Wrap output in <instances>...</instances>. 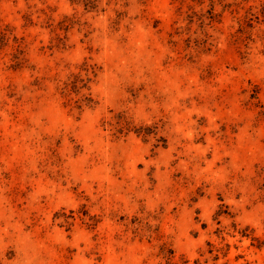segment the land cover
Returning <instances> with one entry per match:
<instances>
[{
    "label": "rangeland",
    "instance_id": "obj_1",
    "mask_svg": "<svg viewBox=\"0 0 264 264\" xmlns=\"http://www.w3.org/2000/svg\"><path fill=\"white\" fill-rule=\"evenodd\" d=\"M0 19V264H264V0Z\"/></svg>",
    "mask_w": 264,
    "mask_h": 264
},
{
    "label": "trees",
    "instance_id": "obj_2",
    "mask_svg": "<svg viewBox=\"0 0 264 264\" xmlns=\"http://www.w3.org/2000/svg\"><path fill=\"white\" fill-rule=\"evenodd\" d=\"M248 20H250V19H248ZM246 27H251V25H250V23H248V21H246L245 26H240V28L237 30V32L240 34V36L247 34L248 36H245V39L249 40L250 39V37H249L250 32L247 31ZM8 33H9V27L1 25V19H0V49L7 46L8 40H9ZM258 38L261 41V44L264 48V33L261 36H259ZM13 40L15 42H17L16 46H15L17 53H20L21 50H20V44L18 42V39L14 38ZM258 246H260V245H258Z\"/></svg>",
    "mask_w": 264,
    "mask_h": 264
}]
</instances>
